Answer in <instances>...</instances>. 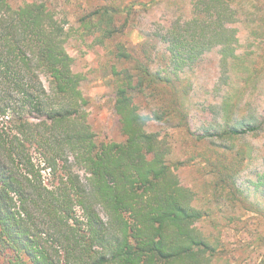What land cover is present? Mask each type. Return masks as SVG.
<instances>
[{
  "label": "trees",
  "instance_id": "16d2710c",
  "mask_svg": "<svg viewBox=\"0 0 264 264\" xmlns=\"http://www.w3.org/2000/svg\"><path fill=\"white\" fill-rule=\"evenodd\" d=\"M79 1L88 7L73 23L60 0H0V264H244V231L234 244L224 232L259 230L264 198H238V168L226 163L213 164L211 196L182 183L188 160L175 154L174 132L204 143L264 129L225 100L214 131L196 134L185 105L194 83L184 77L215 46L230 78L238 25L264 40V0H188L154 33L161 50L121 39L126 19L116 20L132 4ZM89 39L107 52L78 70L70 44ZM99 73L115 81L124 140L102 136L91 118L84 84Z\"/></svg>",
  "mask_w": 264,
  "mask_h": 264
},
{
  "label": "rangeland",
  "instance_id": "374dc122",
  "mask_svg": "<svg viewBox=\"0 0 264 264\" xmlns=\"http://www.w3.org/2000/svg\"><path fill=\"white\" fill-rule=\"evenodd\" d=\"M120 1L123 5H133L131 11L118 16L116 22L121 25L126 19L127 28L121 39L129 48L136 50L150 48L152 43H155L154 47L163 49L164 43L160 36H155L154 33H162L167 22L175 13L184 11L188 2V0ZM92 2L95 3L96 0ZM60 4L71 10L70 18L73 23L76 22L75 17L81 9L88 5L87 1L80 3L79 0H60ZM238 27L240 41L237 53L241 57L235 58L233 64L229 65L230 78L226 79L223 75L225 67L221 62L222 55L215 46L204 51L193 71L184 75L185 79L194 83L192 87L188 85L189 94L185 97V105L191 130L196 134L214 131L225 100L230 113L236 112L252 122L264 121V40L250 36V26L239 24ZM90 39L88 43L73 40L70 44L73 54L78 58V70L97 67L103 60V54L107 52L105 46L91 45ZM155 65L158 66L159 63L156 62ZM115 85L113 77L99 73L95 77L90 76L84 84V90L94 99L91 118L96 129L102 131V136L120 141L124 140L125 136L113 113ZM161 128L158 125L153 127L155 130ZM174 135L175 154L188 160L180 171L182 183L195 185L197 192L202 195L208 190L211 196L213 164L221 166L226 163L238 168L237 179L244 192V195L236 194L238 198H264V163L260 161V156L264 154V129L241 140L223 142L215 138L212 139L214 141L195 142L181 128L175 130ZM241 232L246 235L245 238L250 244L243 255L244 264H264V239L261 240L263 244L256 242L259 235H264V223L260 225L259 230L255 224L250 223L248 231L241 227L232 229L228 226L224 233L234 244L239 241Z\"/></svg>",
  "mask_w": 264,
  "mask_h": 264
}]
</instances>
